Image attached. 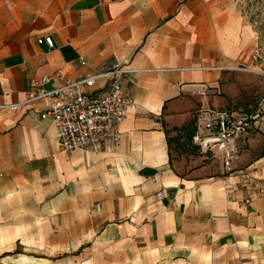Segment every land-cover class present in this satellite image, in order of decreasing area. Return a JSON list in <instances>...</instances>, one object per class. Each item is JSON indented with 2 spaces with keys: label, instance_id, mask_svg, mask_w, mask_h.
<instances>
[{
  "label": "crops",
  "instance_id": "0c3cea01",
  "mask_svg": "<svg viewBox=\"0 0 264 264\" xmlns=\"http://www.w3.org/2000/svg\"><path fill=\"white\" fill-rule=\"evenodd\" d=\"M255 0H0V264H264V114L234 155L170 136L264 94ZM51 35L54 46L40 43ZM261 51L262 58L253 55ZM124 61L118 144L62 150L47 87ZM108 89L100 77L84 90ZM19 103L14 109L8 105ZM182 151V152H181ZM162 195H158L159 192Z\"/></svg>",
  "mask_w": 264,
  "mask_h": 264
},
{
  "label": "built area",
  "instance_id": "2783aa9c",
  "mask_svg": "<svg viewBox=\"0 0 264 264\" xmlns=\"http://www.w3.org/2000/svg\"><path fill=\"white\" fill-rule=\"evenodd\" d=\"M40 43L54 46L51 35L42 36ZM253 58L260 60L261 51ZM244 69L253 70L264 76V68L253 69L248 64ZM124 61H116L112 67L95 75L65 81L60 86L47 87L46 83L54 78H62L60 71L45 74L32 79L36 89L30 90L27 102L46 97L49 106L42 113L43 117H52L58 127L59 145L62 150H74L89 147L94 151L103 150L108 143L118 144L121 139L120 125L127 110L134 105L130 89L124 78L133 72ZM100 77L107 78L108 89L100 94L84 90V86H93ZM19 103L8 105L14 109ZM264 114V94L258 104L249 111L242 109L218 110L205 108L198 112L196 132L193 141L200 150L210 156L220 152L226 159L236 151L237 140L253 127L256 119ZM158 195H162L160 191Z\"/></svg>",
  "mask_w": 264,
  "mask_h": 264
},
{
  "label": "trees",
  "instance_id": "16d2710c",
  "mask_svg": "<svg viewBox=\"0 0 264 264\" xmlns=\"http://www.w3.org/2000/svg\"><path fill=\"white\" fill-rule=\"evenodd\" d=\"M196 120V117H194L188 124L181 127H175L174 130H176L177 133L170 136V141H174L176 147L180 148L182 151L185 150L186 152H189L190 148L200 150L199 146L193 141L196 132Z\"/></svg>",
  "mask_w": 264,
  "mask_h": 264
},
{
  "label": "rangeland",
  "instance_id": "374dc122",
  "mask_svg": "<svg viewBox=\"0 0 264 264\" xmlns=\"http://www.w3.org/2000/svg\"><path fill=\"white\" fill-rule=\"evenodd\" d=\"M255 2L257 3V5L259 7V9H258L259 13L261 15H263L262 16L263 17L262 18V23L264 25V0H255ZM189 152L191 154H193L194 156H199V154L201 153V151L199 149H193V148H190Z\"/></svg>",
  "mask_w": 264,
  "mask_h": 264
}]
</instances>
